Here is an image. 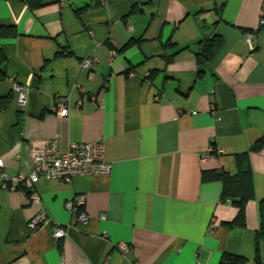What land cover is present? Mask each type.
<instances>
[{"label":"crops","instance_id":"1","mask_svg":"<svg viewBox=\"0 0 264 264\" xmlns=\"http://www.w3.org/2000/svg\"><path fill=\"white\" fill-rule=\"evenodd\" d=\"M0 0V158L27 174L30 146L102 140L108 176L40 178V205L0 187V264H218L255 260L264 200V0ZM15 32L11 35V30ZM253 32V47L244 36ZM217 36L211 58L198 52ZM114 53L112 59L110 54ZM97 61L88 70L83 57ZM25 85L17 103L11 80ZM68 102L66 116L52 111ZM248 161L245 225L222 175ZM2 183L0 177V184ZM83 195L87 223L66 202ZM44 209L51 225L27 223ZM130 249L123 253L119 243Z\"/></svg>","mask_w":264,"mask_h":264},{"label":"built area","instance_id":"2","mask_svg":"<svg viewBox=\"0 0 264 264\" xmlns=\"http://www.w3.org/2000/svg\"><path fill=\"white\" fill-rule=\"evenodd\" d=\"M261 23H264L262 17ZM244 36L250 48L253 47V32L245 31ZM114 56L112 52L110 59ZM97 61L93 56L83 57L80 67L88 70ZM13 91L16 94L17 103L23 107L27 101V88L25 85L10 79ZM52 111L58 116H66L68 112V102L64 99H56ZM31 168L27 174L19 172L15 176L9 177L3 170L4 162L0 158V177L2 183L0 187L14 190L22 188L28 193L31 203L40 205V195L35 189V184L40 178L53 179L60 183H68L75 176H108L111 174L112 165L106 160L104 144L102 140H92L80 143H71L67 150L60 153L54 139H45L40 145L30 146ZM85 197L76 195L66 202V207L75 214V218L80 223H87L88 215L82 210ZM51 225V233L54 238L62 237L66 234L65 229L54 223L47 212L39 208L36 214L27 223L28 228L34 229L37 226ZM118 249L127 253L130 245L119 243Z\"/></svg>","mask_w":264,"mask_h":264},{"label":"trees","instance_id":"3","mask_svg":"<svg viewBox=\"0 0 264 264\" xmlns=\"http://www.w3.org/2000/svg\"><path fill=\"white\" fill-rule=\"evenodd\" d=\"M29 1V0H27ZM37 4H42L41 0H38ZM3 29H8L5 27H0V36L1 31ZM11 30V29H10ZM11 35H14L15 32L11 30ZM221 44V40L214 36L212 39H208L206 43L202 46L199 50L198 54L200 57V61L205 62L209 60L214 54V51L218 48ZM5 59L2 57L0 53V80L6 77V64ZM264 143V141L260 140L255 145L256 149H259ZM238 171L237 173L233 174L232 176L229 175H222L223 180V190H222V197L229 198L232 204L237 208V213L235 217L228 222H224L223 224L229 228L238 226L242 227L245 225V206L247 201L253 197V186L251 181V168L249 166L248 161L241 162L238 164ZM259 216L260 222L259 227L256 231L255 237V260L257 262L260 261V253H259V246L260 242L264 240V200H261L259 203ZM246 261V259L240 255L224 252L220 258L218 264H242Z\"/></svg>","mask_w":264,"mask_h":264}]
</instances>
